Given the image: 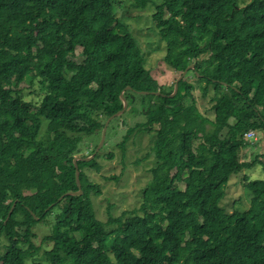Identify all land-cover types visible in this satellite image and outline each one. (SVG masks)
<instances>
[{"label": "trees", "instance_id": "trees-1", "mask_svg": "<svg viewBox=\"0 0 264 264\" xmlns=\"http://www.w3.org/2000/svg\"><path fill=\"white\" fill-rule=\"evenodd\" d=\"M129 1L146 9L153 0ZM155 2L164 61L179 73L195 63L214 120L200 111L188 80L171 97L175 83L153 79L127 14L117 15L126 12L123 1L0 0V264H29L35 228L49 222L50 264H264V179L249 183L248 211L221 206L251 147L245 133L264 132V0ZM34 73L46 89L40 103L19 89ZM122 93L129 106L121 118H146L128 135L153 134L157 160L142 215L117 219L107 233L90 197L100 189L84 172L98 155L78 162L82 195L67 193L79 190L74 159L98 147L80 155L81 145L123 110ZM263 158L254 164L264 169Z\"/></svg>", "mask_w": 264, "mask_h": 264}, {"label": "rangeland", "instance_id": "rangeland-1", "mask_svg": "<svg viewBox=\"0 0 264 264\" xmlns=\"http://www.w3.org/2000/svg\"><path fill=\"white\" fill-rule=\"evenodd\" d=\"M114 1L116 4L123 1V6L127 5L126 12L118 9L117 15L124 20L125 13L127 14L129 20H125L124 22L130 26L134 36L138 40L146 56L147 68L152 71L153 76L161 85L166 87L172 86L181 74L168 70L163 63L164 43L160 42L159 33L154 28L152 20L155 5L157 4L155 0L146 9H136L129 0ZM156 1L159 3L162 0ZM251 1L240 0V4L241 6H245ZM81 52V48H78L76 51L77 55ZM34 74L36 77L32 81H26L21 84L19 89L22 91L26 101L40 103L46 89L41 82L42 78L37 73ZM188 80L194 86L197 83L193 75H190ZM141 94L147 95L145 92ZM194 94L201 111L213 119L214 116L210 110L212 107L209 102L210 97L204 100L199 87L194 91ZM182 104L187 109L192 105V100L185 97ZM121 117H118L117 120L114 119L111 122L113 126L110 123L107 130L104 128V131L99 132L97 136L85 139L84 144L80 147V155H87L89 152L95 150V147L102 140V135L107 133L106 145L103 144L101 146L100 143L97 148L96 166L84 169L89 182L97 185L100 189V196L92 194L90 197L97 217L105 225L107 233L116 230L118 227L117 219L121 218L125 221L134 216L142 215L141 208L144 203V192L152 180L150 169L156 166L157 160L153 152L155 146L153 134L136 132L131 136L128 135V128L138 122H145V116L139 115L135 117L134 114L127 112L123 118ZM124 122L127 124L126 126L123 124ZM47 127L48 122L44 121L40 138H46ZM156 129H159V127ZM126 136H128V140L125 142L126 146L123 147L122 143ZM200 142H196L195 146L197 147ZM108 155H113V157L109 158ZM261 155H264V132H258L257 137L251 139V147L244 150L240 157V164L243 167L231 178L229 186L226 189L227 195L221 202V206L228 213L235 211L243 212L250 209L251 202L249 197H247L249 193L248 185L253 182H261L264 179L263 167L260 164H254L256 157ZM262 160L264 161V158ZM179 186L183 190L185 189L184 184H180ZM52 226L53 224L49 222V224H41L35 228L37 237L34 240V245L38 248V251L28 261L29 264L40 262L50 264L46 253L52 249L53 244L44 243L43 240L45 237L51 235ZM116 241L119 242L120 239L116 238Z\"/></svg>", "mask_w": 264, "mask_h": 264}, {"label": "clouds", "instance_id": "clouds-1", "mask_svg": "<svg viewBox=\"0 0 264 264\" xmlns=\"http://www.w3.org/2000/svg\"><path fill=\"white\" fill-rule=\"evenodd\" d=\"M253 1V0H252ZM251 1V2H252ZM160 42H163V41H161L160 40ZM164 43V42H163ZM165 54H166V52H165V43H164V57H165ZM164 57H163V63L165 64V66L168 68V70H171V71H175V72H178V71H176V70H173V69H171L166 63H165V61H164ZM206 56L205 55H203V56H201V58L200 59H204ZM146 67H147V61H146ZM195 68H196V65H195V63H193V64H191L190 66H188L187 68H186V70L183 72V73H180L181 75H180V77L176 80V82H175V88H174V92H175V89H176V85H177V83H178V81H179V83L182 81V80H184V79H186V80H188V78L190 77V75H193L194 74V72H195ZM148 69V68H147ZM148 70H150V69H148ZM151 71V70H150ZM179 73V72H178ZM184 73H186L185 75H184ZM151 75H152V77H153V79L154 80H156L158 83H159V81L157 80V79H155V77L153 76V74H152V71H151ZM197 80V79H196ZM189 81V80H188ZM190 82V81H189ZM179 83H178V91H179ZM191 83V82H190ZM160 84V83H159ZM161 85V84H160ZM161 86H164V85H161ZM166 87V86H165ZM171 87V86H170ZM197 87H199L200 88V83L198 82V80H197V83L195 84V90L197 89ZM201 89V88H200ZM178 91H177V93H178ZM144 92H147V91H144ZM174 92L170 95L171 97H174V96H172L173 94H174ZM202 92V91H201ZM141 93H143V92H140V94ZM148 94L147 95H155V96H159V95H161V93L160 92H147ZM124 95V94H123ZM146 95V96H147ZM210 97V99H209V102L211 103V105H212V107H213V103L211 102V98H212V95L210 94L207 98H209ZM206 98V99H207ZM204 99V98H203ZM206 99H204V100H206ZM196 101H197V105H198V107H199V109H200V105H199V103H198V100H197V98H196ZM123 102V101H122ZM128 102V101H127ZM128 106H129V102H128ZM212 107H211V113H213V119L211 118V117H209L208 115H206V114H204L202 111H201V109H200V111L202 112V114L203 115H205L206 117H208L210 120H214L215 119V113L213 112V110H212ZM128 109V108H127ZM122 111V110H121ZM127 111V110H126ZM125 111V112H126ZM125 112L123 113V115L125 114ZM123 115H121V116H123ZM114 116V115H113ZM112 116V117H113ZM121 116H118V117H121ZM145 116V115H144ZM118 117H116V118H114V119H117ZM110 119V118H109ZM108 119V120H109ZM113 119V120H114ZM107 120V121H108ZM112 120V121H113ZM111 121V122H112ZM110 122V123H111ZM105 126H106V124H105ZM105 128V127H104ZM103 131H104V129H103ZM257 131H254V130H250L249 132H247V133H245V135H244V139H245V141L246 142H248V143H250L251 144V139H255L256 137H257ZM99 134V133H98ZM97 134V135H98ZM97 135H95V136H97ZM94 136V137H95ZM102 137H103V135H102ZM106 140H107V133H106V139H105V142H104V144L106 145ZM102 141V140H101ZM101 141H100V143H101ZM100 143H99V145H100ZM99 145H98V147H99ZM97 147V148H98ZM97 148H96V151H95V154L94 155H92L94 158L98 155L97 154ZM92 156H90V157H92ZM76 158H82V160H84L85 158H83V156H78V157H76ZM86 158H88V157H86ZM93 158V159H94ZM92 159V160H93ZM91 160V161H92ZM89 162V161H88ZM80 170V169H79ZM98 171V170H97ZM80 183H81V181H80ZM230 183V182H229ZM228 186H229V184H228ZM228 186H227V188H228ZM82 187V186H81ZM82 189V188H81ZM227 191V190H226ZM226 194H227V192H226ZM82 195V194H81ZM68 196V195H67ZM64 197V196H63ZM224 200V199H223ZM15 205V204H14ZM251 207V206H250ZM135 217V216H134ZM119 219H121V218H119ZM127 220V219H126ZM125 220V221H126ZM44 224V223H43ZM117 225H118V223H117ZM119 226V225H118ZM118 228V227H117ZM116 228V229H117Z\"/></svg>", "mask_w": 264, "mask_h": 264}, {"label": "water", "instance_id": "water-1", "mask_svg": "<svg viewBox=\"0 0 264 264\" xmlns=\"http://www.w3.org/2000/svg\"><path fill=\"white\" fill-rule=\"evenodd\" d=\"M185 74H186V73H184V75H185ZM178 83H179V81H178ZM178 83H177V85H176L175 92H174V94H173L172 96H174V95L177 93V91H178ZM145 93H147V92H145ZM147 94H148V93H147ZM121 99H122V101H123V103H124V108H123V110L120 111V112H118L117 114H115L113 117H111V118L109 119L107 125L105 126V130L108 129V126H109L110 122H111L114 118L123 115V113L127 110V108H128V102H127V100L124 98L123 93L121 94ZM105 139H106V133H105V135L103 134L102 141H101V146L104 144ZM93 158H94L93 156L90 157V158H85L84 161H87V162H88V161H91ZM81 160H82V158H75V159H74V163H75V167H76V180H77V185H78L79 190H78L77 192H69V193H67V195H81V194L83 193V192H82V189H81V183H80V170H79V167H78V162L81 161ZM63 198H64V197H62V199H63ZM14 207H15V205H13V207H12V209H11V211H10L9 217L7 218L6 222L9 221L10 215L12 214V212H13V210H14Z\"/></svg>", "mask_w": 264, "mask_h": 264}, {"label": "bare ground", "instance_id": "bare-ground-1", "mask_svg": "<svg viewBox=\"0 0 264 264\" xmlns=\"http://www.w3.org/2000/svg\"><path fill=\"white\" fill-rule=\"evenodd\" d=\"M62 200V198L60 199V201Z\"/></svg>", "mask_w": 264, "mask_h": 264}]
</instances>
